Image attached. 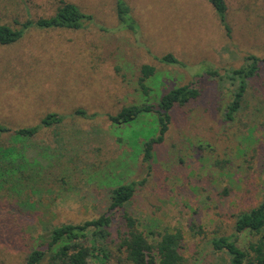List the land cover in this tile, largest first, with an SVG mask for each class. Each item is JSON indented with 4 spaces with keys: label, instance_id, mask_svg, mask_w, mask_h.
<instances>
[{
    "label": "rangeland",
    "instance_id": "rangeland-1",
    "mask_svg": "<svg viewBox=\"0 0 264 264\" xmlns=\"http://www.w3.org/2000/svg\"><path fill=\"white\" fill-rule=\"evenodd\" d=\"M123 1L137 34L121 28L116 0H0V24L12 28L51 17L61 2L93 17L79 30H30L15 45L0 46V123L14 130L36 126L51 113L66 117L25 142L38 163L24 190H0V264H26L32 250L46 248L40 237L51 228L106 213L111 189L131 182L138 185L126 210L140 231L181 230L188 264H223L210 241L231 235L235 217L261 200L264 64L233 122L223 117L229 86L207 70L223 77L246 55L264 58L263 2L225 0L226 32L206 0ZM166 54L184 66L155 60ZM143 65L154 66L158 76L149 97L137 85ZM197 76L200 98L171 113L165 141L149 165L135 139H142L138 132L151 128V120L127 130L101 117L130 105H156L169 89ZM78 109L101 118H72ZM2 142L12 141L5 136ZM118 217L108 264H126L112 246L122 227Z\"/></svg>",
    "mask_w": 264,
    "mask_h": 264
},
{
    "label": "trees",
    "instance_id": "trees-1",
    "mask_svg": "<svg viewBox=\"0 0 264 264\" xmlns=\"http://www.w3.org/2000/svg\"><path fill=\"white\" fill-rule=\"evenodd\" d=\"M206 1L214 10L220 25L229 32L225 0ZM261 1L264 5V0ZM115 14L121 28L137 34L138 25L123 0H116ZM92 20V15L84 13L77 5L61 2L51 17L26 20L19 24V28L0 24V46L15 45L30 30H79ZM155 60L162 65L184 66L172 54ZM262 64L264 58L251 54L245 56L241 67L226 71L223 77L215 71L207 70V74L217 78L219 84L224 82L229 86L230 100L223 114L226 122H233L241 111L249 81L259 76ZM157 78L154 66L143 65L140 68L137 85L143 95L149 97L153 93L151 84ZM200 78L197 76L189 84L169 89L159 97L156 105L146 102L130 105L122 107L113 115L101 117H106L114 127L127 130L149 118L152 127L141 128L138 132L142 139L136 138L137 133L131 129L132 136L140 142L143 160L149 165L154 158L155 148L165 141L171 124V113L200 98ZM71 117L85 120L101 118L97 113H88L82 109L76 110ZM65 120V116L51 113L44 116L38 125L28 128L12 130L0 123V190L8 185L12 191L24 190L30 175L35 171L33 165L38 163L30 157L31 150L25 147V142L35 138L42 130L52 129ZM5 136H9L12 141L9 146L2 142ZM54 138H58V135ZM56 142L61 143L59 139ZM260 177L263 187L260 202L235 217L231 235L218 236L210 241L213 253L219 255L217 257L223 264L225 261L226 264H264V159ZM137 185V182H131L111 189L109 208L99 217L79 224H61L51 228L45 237H40L46 248L32 250L26 257V264H108L113 255L109 242L110 229L116 216L122 220V227L112 246L126 264H188L182 253L184 237L181 230L150 231L145 234L139 229V220L127 212Z\"/></svg>",
    "mask_w": 264,
    "mask_h": 264
}]
</instances>
